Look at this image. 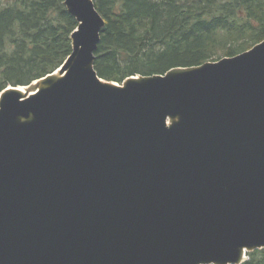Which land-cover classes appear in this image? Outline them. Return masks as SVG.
<instances>
[{"label": "water", "instance_id": "1", "mask_svg": "<svg viewBox=\"0 0 264 264\" xmlns=\"http://www.w3.org/2000/svg\"><path fill=\"white\" fill-rule=\"evenodd\" d=\"M73 52L0 94V264H241L264 248V40L101 78L105 18L65 0Z\"/></svg>", "mask_w": 264, "mask_h": 264}, {"label": "trees", "instance_id": "2", "mask_svg": "<svg viewBox=\"0 0 264 264\" xmlns=\"http://www.w3.org/2000/svg\"><path fill=\"white\" fill-rule=\"evenodd\" d=\"M105 18L98 75L123 83L234 56L264 40V0H94ZM77 19L65 0H0V94L57 70ZM241 264H264V248Z\"/></svg>", "mask_w": 264, "mask_h": 264}, {"label": "rangeland", "instance_id": "3", "mask_svg": "<svg viewBox=\"0 0 264 264\" xmlns=\"http://www.w3.org/2000/svg\"><path fill=\"white\" fill-rule=\"evenodd\" d=\"M38 85L39 84L37 82H34L33 84H31L29 86H21V87H24L25 91L32 92V91H35L38 88Z\"/></svg>", "mask_w": 264, "mask_h": 264}, {"label": "bare ground", "instance_id": "4", "mask_svg": "<svg viewBox=\"0 0 264 264\" xmlns=\"http://www.w3.org/2000/svg\"><path fill=\"white\" fill-rule=\"evenodd\" d=\"M56 74H58L59 75V71H57V73ZM21 91H23V92H25V89H24V87H21V88H19Z\"/></svg>", "mask_w": 264, "mask_h": 264}]
</instances>
